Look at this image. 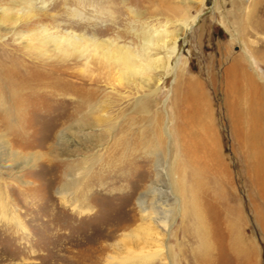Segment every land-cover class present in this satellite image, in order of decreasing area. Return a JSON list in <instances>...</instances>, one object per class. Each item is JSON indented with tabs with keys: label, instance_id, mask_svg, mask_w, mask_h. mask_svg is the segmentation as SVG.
<instances>
[{
	"label": "rangeland",
	"instance_id": "1",
	"mask_svg": "<svg viewBox=\"0 0 264 264\" xmlns=\"http://www.w3.org/2000/svg\"><path fill=\"white\" fill-rule=\"evenodd\" d=\"M43 2L64 29L123 31L120 43L137 50L159 31L169 45L150 49L162 67L101 78L96 100L113 110L42 94L26 131L0 113V264H252L250 255L264 264V200L243 160L230 84L245 66L264 88V0ZM79 60L80 76L99 72ZM240 87L248 96V82ZM70 181L79 186L63 196Z\"/></svg>",
	"mask_w": 264,
	"mask_h": 264
},
{
	"label": "bare ground",
	"instance_id": "2",
	"mask_svg": "<svg viewBox=\"0 0 264 264\" xmlns=\"http://www.w3.org/2000/svg\"><path fill=\"white\" fill-rule=\"evenodd\" d=\"M46 8L45 2L38 6L36 0H10L6 6L0 7V113L3 116L1 122L8 123L9 129L26 131L22 121L32 108V101L41 99L42 94L55 98L68 97L70 94L74 104L79 103L78 109L88 107L89 112L113 110L114 104L109 98L102 102L96 100L103 76H112L117 68L126 77L162 67L159 60H148L150 49L155 45L160 49L169 45L168 40L160 37L159 31L152 36L145 34L142 48L137 50L131 45L120 43V39L125 36L123 31L115 37L106 38L102 35L108 28L96 33L87 30L88 27L83 30L85 27L82 22L81 33L64 29L57 15H49ZM74 12L81 20L87 17L82 8L81 11L75 8ZM46 19L50 23H45ZM25 30H29L28 33H24ZM135 34L138 35L137 32ZM172 41L174 45V39ZM77 54L81 57V65L87 64L88 67L93 63L99 67V72L85 74L81 67L80 76L76 70V64L80 62ZM82 60H86V63ZM245 80L249 84L248 96L240 87V83ZM230 84L233 88L237 87L235 101L238 105V137L242 144L243 160L253 186L264 200V88L245 66L242 74H236ZM243 97L249 98L246 110L244 105L247 101L243 102ZM196 122H199L197 116L193 124ZM78 186V181H70L62 186L60 193L63 196L74 193ZM157 199L158 207H162L165 201L160 197ZM155 220L164 231H168L169 224L165 219L155 216ZM257 221L263 228V212H258ZM202 243L207 247L205 240ZM231 247L238 253L245 252V244L237 238L233 239ZM164 248L162 244L160 252L166 253ZM147 255L150 258L155 256ZM248 258L252 264L255 263L252 255Z\"/></svg>",
	"mask_w": 264,
	"mask_h": 264
}]
</instances>
